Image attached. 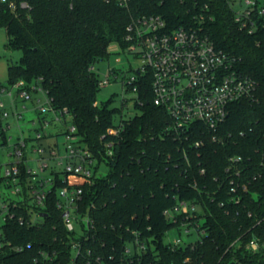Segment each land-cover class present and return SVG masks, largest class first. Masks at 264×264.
Wrapping results in <instances>:
<instances>
[{"label":"trees","instance_id":"obj_1","mask_svg":"<svg viewBox=\"0 0 264 264\" xmlns=\"http://www.w3.org/2000/svg\"><path fill=\"white\" fill-rule=\"evenodd\" d=\"M205 5L212 19L201 23L203 32L258 84L253 98L230 105L215 139L201 124L188 138L168 134L169 115L153 103L149 73L137 84L140 113L129 120L111 101L97 104L101 79L91 67L109 58L111 45L126 48L132 17L153 13L171 27L196 25ZM0 28L7 48L22 53L8 68L7 85L42 86L55 108L69 110L82 142L108 168L92 182L69 176L84 189L79 207L90 218L88 229L78 224L67 232L54 188L40 223L7 225L22 250L11 252L6 264H264V30L242 29L228 0H133L130 9L101 0H6ZM63 185L57 177L56 186ZM179 200L196 205L191 226L205 234L173 247L165 240L181 220L174 223L165 212ZM238 239L241 246H232ZM253 239L261 242L256 251L244 247Z\"/></svg>","mask_w":264,"mask_h":264},{"label":"built area","instance_id":"obj_2","mask_svg":"<svg viewBox=\"0 0 264 264\" xmlns=\"http://www.w3.org/2000/svg\"><path fill=\"white\" fill-rule=\"evenodd\" d=\"M61 1L73 5L79 0ZM101 1L130 9L133 0ZM228 1L242 29L250 34L264 30V0ZM10 7L15 8L13 3ZM208 11L205 5L195 15L196 25L178 27H171L159 14L145 13L132 17L126 29L124 41L127 45L123 51L141 60V66L123 81V87L135 94V100L138 82L149 73L153 103L167 111L170 122L165 130L174 137L188 138L196 125L201 124L215 139L219 125L229 114L230 105L253 98L258 87L257 81L240 69L236 57L217 48L203 32L201 23L212 19ZM91 70L96 72L95 66ZM110 75L117 77L110 68L105 80L100 81V87L109 83ZM38 93L46 95L45 101L36 97ZM29 112L35 117L27 118ZM25 121L30 129L22 127ZM116 123L122 125L121 121ZM13 129L16 130L14 140L9 135ZM119 130L120 127L110 133L117 134ZM0 147L8 149L10 158L8 164H0V264H6L7 256L14 250H22L9 239L7 225L12 221L29 225L40 223L45 218L42 214H46L54 188L57 189L56 206L67 232L75 233L78 224H83L85 229L90 227V218L82 217L79 207L84 189L72 184L69 176L92 182L107 167L104 163L100 166L82 142L69 110L55 108L42 86L25 80L0 85ZM112 147V142L105 144L107 156L113 155ZM57 177L62 178L65 185L57 187ZM195 211V204L179 200L165 214L174 223L180 217L181 224L174 229L179 235L184 230L189 236L193 230L200 237L205 231L191 226ZM168 243L173 247L187 245L180 237ZM241 244L238 239L232 246ZM260 245V240L253 239L244 247L256 251ZM140 248L144 249V245ZM73 250L80 253V244L76 241H73ZM131 251L129 247L127 252ZM73 264L76 263L73 261Z\"/></svg>","mask_w":264,"mask_h":264},{"label":"rangeland","instance_id":"obj_3","mask_svg":"<svg viewBox=\"0 0 264 264\" xmlns=\"http://www.w3.org/2000/svg\"><path fill=\"white\" fill-rule=\"evenodd\" d=\"M110 55L109 58L100 61L96 64V72L98 73L101 80H105L106 76L109 74V69H113L115 75H110L109 83L102 86L100 92L97 95V103L101 104L107 101H111L112 108H122V117L124 120H129L140 112L134 108V98L135 94L126 90L123 87V81L126 78H129L138 67L141 66V60L134 58L127 51L117 45L113 44L110 46ZM21 51L12 50L7 48V34L5 29L0 28V85L8 84V68L11 64L17 63L21 58ZM4 97V96H3ZM36 97H40L43 101L46 99V95L43 93L36 94ZM124 100L126 103L124 104ZM35 117V114L29 112L27 113V118ZM121 118L118 116L116 122H119ZM24 129H30V124L25 121L22 124ZM9 135L13 136V140L16 135V130L13 129L9 132ZM8 149L0 147V164L3 166L8 164L10 158L7 156ZM108 168H103L102 173L106 174ZM7 194V192H4ZM37 221H40V218H36ZM180 237L185 244L195 242L199 235L195 231H191L190 235L181 230L180 235L177 230H172L168 233L166 237V242L172 241ZM131 250L132 247L130 246Z\"/></svg>","mask_w":264,"mask_h":264},{"label":"water","instance_id":"obj_4","mask_svg":"<svg viewBox=\"0 0 264 264\" xmlns=\"http://www.w3.org/2000/svg\"><path fill=\"white\" fill-rule=\"evenodd\" d=\"M43 217H46V214H42Z\"/></svg>","mask_w":264,"mask_h":264}]
</instances>
